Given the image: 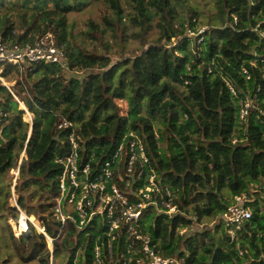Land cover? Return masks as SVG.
I'll list each match as a JSON object with an SVG mask.
<instances>
[{
	"label": "trees",
	"instance_id": "16d2710c",
	"mask_svg": "<svg viewBox=\"0 0 264 264\" xmlns=\"http://www.w3.org/2000/svg\"><path fill=\"white\" fill-rule=\"evenodd\" d=\"M87 1L0 0V42L24 45L53 33L66 65L39 63L23 74L6 65L2 73L14 95L0 81V220L13 256L19 264H51V257L96 264L99 247L101 264H124L121 238L109 256L105 223L94 220L97 229H79L76 219L63 227L53 200L63 172L58 160L70 153L72 134L81 156L94 153L102 162L132 133L144 142L149 159L136 186L154 175L164 196L174 192L178 208L172 218L150 209L141 221L158 255L183 264H264V200L256 196L249 204L252 218L235 240L221 220L249 185H264V104L246 120L239 118L240 101L261 83L253 62L264 55V0H215L225 24L218 25L216 15L203 31L199 12L187 0H131L135 13L128 21L120 0H98L112 15L105 27L89 23L90 51L74 46L67 18ZM154 31L157 38L149 41ZM108 32L115 43L131 35L144 47L114 60ZM228 82L240 91L237 97ZM27 112L32 123L25 121ZM64 122L72 126L60 128ZM11 170L18 177L5 186L2 179ZM22 212L40 224L52 251L44 233L27 220L16 236L9 220L18 223ZM202 220L216 224L201 230ZM5 256L0 264L9 263L11 254ZM147 263L134 257L128 264Z\"/></svg>",
	"mask_w": 264,
	"mask_h": 264
},
{
	"label": "built area",
	"instance_id": "2783aa9c",
	"mask_svg": "<svg viewBox=\"0 0 264 264\" xmlns=\"http://www.w3.org/2000/svg\"><path fill=\"white\" fill-rule=\"evenodd\" d=\"M260 37L264 40V32H260ZM64 58L65 53L57 45L53 33H46L36 42L24 45L0 42V81L10 90L2 77L6 65L13 66L19 74H23L39 63L65 67ZM253 64L261 69V83L252 94L249 93L245 100L240 101L241 121L246 120L254 109L262 111L261 105L264 104V55L257 57ZM243 74L247 81L251 79L247 69L243 70ZM227 86L231 94L237 97L240 91L231 82ZM28 115L30 113L27 112ZM70 126L71 123L64 122L60 128ZM70 149L69 154L58 160L63 172L58 180V193L54 196V210L63 227L76 219L79 229H97L94 220L105 223L108 228L106 234L110 238L111 260L112 244L121 238L125 249L121 255L125 259L124 264H128L134 257H137L139 263L146 258L147 264H183L181 259L158 255L153 249L150 236L141 229L144 214L150 209L169 218L178 213V208L173 204L174 192L167 190L164 196L154 175L149 177L147 183L136 186V182L143 179L144 167L149 162L144 142L131 133L124 138L117 152L102 162L94 153L89 157L81 156L80 145L73 134L70 136ZM248 189V193L235 197L221 216L232 240L236 239L238 232L252 218L249 204L256 196L264 200V185H249ZM185 230H180V235ZM44 235L51 242L52 251V240ZM94 260L96 264L102 263L99 247L95 249Z\"/></svg>",
	"mask_w": 264,
	"mask_h": 264
},
{
	"label": "rangeland",
	"instance_id": "374dc122",
	"mask_svg": "<svg viewBox=\"0 0 264 264\" xmlns=\"http://www.w3.org/2000/svg\"><path fill=\"white\" fill-rule=\"evenodd\" d=\"M120 3L122 9L124 10V16L128 21L129 18L135 13L134 8L131 5L132 4L131 0H120ZM187 6L194 8L199 12L200 14L199 22L202 31L211 27L210 24L212 23H210V19L213 16L216 17V15L219 22L218 25L225 24L224 11L222 10L221 6L216 3L215 0H187ZM111 15H112V9H110L107 5H105L103 1H98V0H89L85 4V6L79 9H73L70 13H68L67 15L68 25L70 27V31L72 32V35L75 37V40L71 39L74 46L80 47L82 49L86 48L89 51L92 50L94 45L91 44L92 43L91 40L86 36L89 23L95 22L100 24L102 27H105L106 26L105 18ZM109 34L110 33L108 32V35L105 38V40L107 41L111 40L112 42L110 55L114 58V60L120 59L123 56L125 57L133 56L134 54L140 52L144 47L142 40L137 39L134 36L129 35L127 38L126 37L124 38V41L122 43L119 40L117 41V43H115L110 38ZM156 38H157V32L154 31L149 35L148 40L152 41V40H156ZM172 42L175 41L173 40ZM96 50L99 53H102L104 51L103 47L98 43H96ZM25 121L30 122V118L27 115L25 116ZM22 158L20 160V163L22 162ZM17 177H18V171L11 170L3 177L2 182L6 186L9 181L15 182ZM37 200L38 197L36 195V197H34V201L36 202ZM10 203L12 206H17L16 198H12L10 200ZM30 218H32V220ZM26 220H27V216L23 215L22 213L20 214L18 223H16L12 219L9 220V223L12 225L16 236H20L22 231L26 228ZM29 220H31L36 225V227L40 228V224L34 219V217H29ZM3 222L4 221L0 220V259L3 258L5 255L11 254V256H9L11 257V259H9L8 264H19L21 262L13 256V251L11 249V246L7 243L6 238H4L5 231H4ZM215 224L216 221L202 220V223L199 224V227L201 228V230H211L213 229ZM48 245L49 248H51L50 241H48ZM79 255L76 258V263H78ZM5 258H8V256H5ZM51 264H64V261L61 257H58L57 259H53V257H51Z\"/></svg>",
	"mask_w": 264,
	"mask_h": 264
},
{
	"label": "water",
	"instance_id": "95a60500",
	"mask_svg": "<svg viewBox=\"0 0 264 264\" xmlns=\"http://www.w3.org/2000/svg\"><path fill=\"white\" fill-rule=\"evenodd\" d=\"M21 106H22V109H24V106H23L22 104H21ZM28 117L30 118V123H32L33 117H32L31 115H28ZM20 164H21V163H20ZM22 214L25 215V216H27L24 212H22ZM27 220H28L29 222H31L32 224H34L31 220H29L28 217H27ZM34 226L36 227L35 224H34ZM36 228H37L38 231L43 232L41 228H38V227H36ZM52 242H53V241H52ZM52 248H53V243H52Z\"/></svg>",
	"mask_w": 264,
	"mask_h": 264
}]
</instances>
